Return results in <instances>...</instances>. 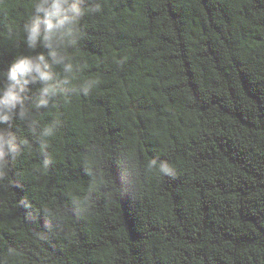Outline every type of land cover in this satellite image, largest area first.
<instances>
[{
    "label": "trees",
    "instance_id": "trees-1",
    "mask_svg": "<svg viewBox=\"0 0 264 264\" xmlns=\"http://www.w3.org/2000/svg\"><path fill=\"white\" fill-rule=\"evenodd\" d=\"M32 3L0 0V71L50 51ZM93 3L69 83L0 125V264H264V0Z\"/></svg>",
    "mask_w": 264,
    "mask_h": 264
},
{
    "label": "clouds",
    "instance_id": "clouds-1",
    "mask_svg": "<svg viewBox=\"0 0 264 264\" xmlns=\"http://www.w3.org/2000/svg\"><path fill=\"white\" fill-rule=\"evenodd\" d=\"M84 3L85 0H33V10L23 23L25 42L32 52L37 48L38 42L50 51L46 54L40 52L19 55L6 70L0 71V125H11L14 118H28L29 110L24 104L30 85L40 86L37 107H47L50 98H54L69 83L66 77L58 78L55 66H62L64 73L72 71V65L63 52L65 42L73 35L78 21L86 11L95 13L100 8L99 4L93 3L86 10ZM68 42L74 43L72 40ZM91 87L92 82H85L80 85V90L87 94ZM52 131L51 127H46L41 135L49 136ZM19 153V145L5 139L3 129H0V169L6 166L9 156L14 159ZM160 171L170 175L172 168L168 163L161 162Z\"/></svg>",
    "mask_w": 264,
    "mask_h": 264
}]
</instances>
